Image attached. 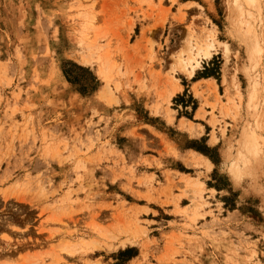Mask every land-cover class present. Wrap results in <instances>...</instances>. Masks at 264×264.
<instances>
[{"label": "rangeland", "instance_id": "obj_1", "mask_svg": "<svg viewBox=\"0 0 264 264\" xmlns=\"http://www.w3.org/2000/svg\"><path fill=\"white\" fill-rule=\"evenodd\" d=\"M0 264H264V0H0Z\"/></svg>", "mask_w": 264, "mask_h": 264}, {"label": "bare ground", "instance_id": "obj_2", "mask_svg": "<svg viewBox=\"0 0 264 264\" xmlns=\"http://www.w3.org/2000/svg\"><path fill=\"white\" fill-rule=\"evenodd\" d=\"M246 1H249V3L250 2H254V0H246ZM225 45V44H224ZM213 45H211V43H210V45H209V43H208V45H206V46H204L203 48L201 47V48H198V50H197V54H193V55H190V57H188L186 60H181V59H179V61L177 60V62H179V64H181V67L182 68H180V69H183L184 71H186L187 73H188V75L190 76V77H192L193 75H194V73H195V70L198 68V66H199V64H200V62L195 58V57H203V58H205V59H210V57H211V51H209V49H211V48H213L212 47ZM226 46V45H225ZM224 48V47H223ZM192 49V48H191ZM189 54L190 53H188V56H189ZM179 58H182V57H179ZM87 61V60H86ZM183 71V72H184ZM185 72V73H186ZM207 82V81H206ZM204 83V82H203ZM212 83V82H211ZM200 84V83H199ZM210 85V84H209ZM174 86V85H173ZM210 86H212V85H210ZM214 86V85H213ZM196 87V86H195ZM215 87V86H214ZM173 89V88H172ZM181 91V87H180V85H176L175 86V88H174V90H173V92H172V94L170 95V97L171 96H173L174 94H176V93H178V92H180ZM169 97V98H170ZM168 98V99H169ZM185 121V120H184ZM181 123H183V122H181ZM187 123V122H186ZM190 124V123H189ZM183 127V126H182ZM187 128H188V125H187ZM213 140H215L214 138H213ZM201 158V157H200ZM200 158L199 157H196V160L198 159V160H200ZM202 159V158H201ZM202 160H205V159H202ZM206 161V160H205ZM200 162V161H199ZM206 163V162H205Z\"/></svg>", "mask_w": 264, "mask_h": 264}, {"label": "crops", "instance_id": "obj_3", "mask_svg": "<svg viewBox=\"0 0 264 264\" xmlns=\"http://www.w3.org/2000/svg\"><path fill=\"white\" fill-rule=\"evenodd\" d=\"M202 81H203V82H206V81H208V80L203 79ZM191 85H194V83H191ZM182 88H183V87H182ZM182 88H181V90L184 91L185 89H182ZM188 92H189L190 94L193 95V93H192V91H191V87L189 88V91H188ZM186 134H188V135H187L188 139H192V138L195 139V136L192 137L189 133H186ZM210 140H211V138L207 139V144L209 143ZM191 151H192V150H191ZM194 153L197 154V152H194ZM198 155H200V154H198ZM201 158H202V159H205V158H203L202 156H201ZM205 160H206V159H205ZM206 161H207V160H206Z\"/></svg>", "mask_w": 264, "mask_h": 264}]
</instances>
